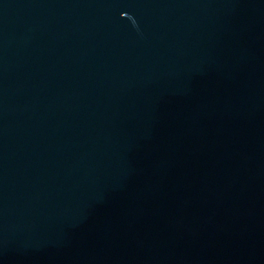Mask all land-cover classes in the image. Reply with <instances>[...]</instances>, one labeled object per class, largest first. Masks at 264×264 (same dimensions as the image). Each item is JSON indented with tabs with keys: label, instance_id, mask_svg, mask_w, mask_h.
Instances as JSON below:
<instances>
[{
	"label": "water",
	"instance_id": "95a60500",
	"mask_svg": "<svg viewBox=\"0 0 264 264\" xmlns=\"http://www.w3.org/2000/svg\"><path fill=\"white\" fill-rule=\"evenodd\" d=\"M0 264H264V0H0Z\"/></svg>",
	"mask_w": 264,
	"mask_h": 264
}]
</instances>
